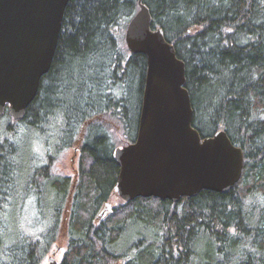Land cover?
Listing matches in <instances>:
<instances>
[{
  "label": "trees",
  "instance_id": "trees-1",
  "mask_svg": "<svg viewBox=\"0 0 264 264\" xmlns=\"http://www.w3.org/2000/svg\"><path fill=\"white\" fill-rule=\"evenodd\" d=\"M139 2L184 64L192 127L202 138L225 132L243 152L242 175L225 194L201 191L178 203L120 199L102 218L118 175L112 152L138 130L147 65L129 53L124 33ZM53 117L59 124L48 131ZM33 135L48 142L45 151L33 150L43 146ZM74 147L72 189L68 176L45 164ZM25 204L37 219L30 235ZM59 237V264H264V0H69L24 118L14 121L8 106L0 116V264H40Z\"/></svg>",
  "mask_w": 264,
  "mask_h": 264
},
{
  "label": "water",
  "instance_id": "water-1",
  "mask_svg": "<svg viewBox=\"0 0 264 264\" xmlns=\"http://www.w3.org/2000/svg\"><path fill=\"white\" fill-rule=\"evenodd\" d=\"M69 0H0V116L5 106L24 118L40 79L48 72ZM124 33L131 54L146 59L134 142L116 147L114 193L124 202L156 198L178 203L201 191L225 194L240 180L243 152L226 133L202 138L192 127L184 64L141 2ZM109 206V204H107ZM49 264H58L49 257Z\"/></svg>",
  "mask_w": 264,
  "mask_h": 264
},
{
  "label": "rangeland",
  "instance_id": "rangeland-1",
  "mask_svg": "<svg viewBox=\"0 0 264 264\" xmlns=\"http://www.w3.org/2000/svg\"><path fill=\"white\" fill-rule=\"evenodd\" d=\"M17 127V126H16ZM21 128V127H20ZM22 129V128H21ZM20 135V134H19ZM34 138V142L39 145L41 143V148H37L34 147L33 150H37V151H45L46 149H42V147H44L46 145V143H43V141H40V138L37 135H33ZM46 137H43V140H45ZM28 137L26 136V133L22 134L20 139H19V145L24 149V147L27 144L28 141ZM121 147V146H118ZM51 157H47V162L48 165H50V168L53 170L54 175L57 174H65L68 175L69 177H74V173L75 170L77 169V163H78V159L75 160V156H73L71 149H66L62 152H58L55 153L54 155H50ZM38 160H41V157L37 154L36 157ZM46 160H42L40 161V165H43L44 162ZM50 163V164H49ZM47 165V164H45ZM43 199V198H42ZM119 202H121V200L114 194L113 199H111L107 204H109V206H103L102 209L104 211V214L101 216L102 218H106L107 216H109L112 213V207H115ZM44 203L46 204L45 206V210L47 213H52V205L50 204V201L48 199L44 200ZM34 204H32L33 207ZM27 210H25L24 214H23V228L24 231H26L27 233L32 234L35 232L36 226L33 225L32 223L35 222V213H34V208L29 207L27 204L24 205V209L27 208ZM15 215V214H14ZM12 215H9L8 218H11ZM47 217H49L48 214H46ZM14 217V216H13ZM9 220V219H8ZM14 220V218H13ZM37 220V219H36ZM67 221V213L66 215H63L61 217V226L63 224V226L66 224ZM35 224V223H34ZM50 223H48L49 225ZM14 227L17 228V225L13 224ZM27 227V228H26ZM22 228V229H23ZM63 229V228H62ZM45 230V229H44ZM64 230V229H63ZM63 230L61 231V233L59 234V236H64V232ZM15 232V230H13ZM65 251V246H64V238L59 237V241L58 243L56 242L55 244H53L50 247V250L48 251V253L43 257V259L41 260L40 264H49V257H54L55 260L57 261V263H60L62 256L64 254ZM54 255V256H53Z\"/></svg>",
  "mask_w": 264,
  "mask_h": 264
},
{
  "label": "flooded vegetation",
  "instance_id": "flooded-vegetation-1",
  "mask_svg": "<svg viewBox=\"0 0 264 264\" xmlns=\"http://www.w3.org/2000/svg\"><path fill=\"white\" fill-rule=\"evenodd\" d=\"M59 121H60V119L58 117H53L51 119L49 118L48 119V122H47L48 124L46 125L47 130L50 131L52 129H55L56 128V125L55 124L58 123ZM71 151H72L73 156H75V160L78 159V162H79V150H78V148L77 147H74V148L71 149ZM45 168H48V170H51L52 171V174L54 173L53 170L50 168V165H45ZM54 174H56V173H54ZM57 176L58 177H62V176L65 177V176H68V175H65V174H57ZM69 178H70L71 183H72V189H74V185L77 183L78 178H79V164L78 163H77V169L75 170V173H74V177H69ZM59 191H58L57 195L59 194ZM52 194H53L52 196L56 198V196H55L56 193L52 192ZM63 199H65V196H62L61 198H59L57 196V200L58 201L59 200L63 201ZM103 214H104V211L101 212V216Z\"/></svg>",
  "mask_w": 264,
  "mask_h": 264
},
{
  "label": "bare ground",
  "instance_id": "bare-ground-1",
  "mask_svg": "<svg viewBox=\"0 0 264 264\" xmlns=\"http://www.w3.org/2000/svg\"><path fill=\"white\" fill-rule=\"evenodd\" d=\"M59 264V263H58Z\"/></svg>",
  "mask_w": 264,
  "mask_h": 264
}]
</instances>
